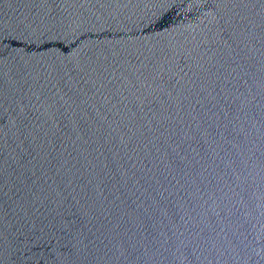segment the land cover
<instances>
[{"label": "water", "instance_id": "obj_1", "mask_svg": "<svg viewBox=\"0 0 264 264\" xmlns=\"http://www.w3.org/2000/svg\"><path fill=\"white\" fill-rule=\"evenodd\" d=\"M0 264H264V0H0Z\"/></svg>", "mask_w": 264, "mask_h": 264}]
</instances>
